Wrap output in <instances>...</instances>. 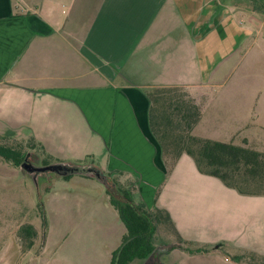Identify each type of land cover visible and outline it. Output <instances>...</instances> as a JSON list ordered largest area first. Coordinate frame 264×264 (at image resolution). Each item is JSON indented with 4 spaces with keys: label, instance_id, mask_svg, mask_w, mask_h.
<instances>
[{
    "label": "crops",
    "instance_id": "1",
    "mask_svg": "<svg viewBox=\"0 0 264 264\" xmlns=\"http://www.w3.org/2000/svg\"><path fill=\"white\" fill-rule=\"evenodd\" d=\"M155 87L190 93L202 110L195 135L264 152V0H0V136L134 180L176 238L209 249L191 253L176 240L154 264L170 252L176 264L264 257V195L182 165L184 154L170 170L150 126ZM65 179L91 192L63 190L71 212L54 261L110 264L127 228L107 187Z\"/></svg>",
    "mask_w": 264,
    "mask_h": 264
},
{
    "label": "trees",
    "instance_id": "2",
    "mask_svg": "<svg viewBox=\"0 0 264 264\" xmlns=\"http://www.w3.org/2000/svg\"><path fill=\"white\" fill-rule=\"evenodd\" d=\"M147 94L151 102L150 126L170 170L183 154H188L195 160L201 173L221 179L226 186L235 188L240 193L264 195L260 191L250 192L238 184L242 173H249L252 177L263 176L264 152L248 146L247 140L242 145L195 135L193 131L202 117V110L190 93L180 87H155L148 90ZM6 138L9 136H0V155L13 162L16 167H22L32 153L8 145L4 140ZM56 163L93 167L100 171L101 176L95 178L106 185L110 201L127 228L121 245L112 253L110 264H130L135 259H148L157 249L155 237L160 224L169 223L176 234L167 212L158 208L151 210L144 201L138 200L136 184L133 185L134 188L121 185L117 173L106 172L92 160L86 163ZM72 175L73 173H69L63 177L70 178ZM20 233L29 237V245L34 243L36 232L32 226L24 227ZM177 241L178 244L174 246L178 245L191 253L209 250L207 247L186 246L179 237ZM244 255L233 258L241 260Z\"/></svg>",
    "mask_w": 264,
    "mask_h": 264
},
{
    "label": "rangeland",
    "instance_id": "3",
    "mask_svg": "<svg viewBox=\"0 0 264 264\" xmlns=\"http://www.w3.org/2000/svg\"><path fill=\"white\" fill-rule=\"evenodd\" d=\"M218 91L222 92V89L216 88L215 94L218 95ZM262 139L264 140V137ZM4 140L8 145L20 148L23 152H28L30 148H33L32 139L9 137ZM239 144L244 145V142ZM248 146L251 145L248 143ZM36 152L31 154L35 166H51L58 161L56 155L49 152L44 153L40 151L39 147H36ZM89 160L91 159L89 158ZM182 165H195V160L190 155L184 154ZM87 177L99 180L92 176ZM117 179L121 185L134 188V180L124 178V176L120 178L119 175H117ZM65 182L66 179L57 170L23 172L13 162L0 155V264H70L69 262L54 261L56 252L54 253L52 247L54 241L58 240L62 234L63 214L71 212L70 207L66 208L64 205L66 200L68 202V197L64 198L63 190L71 189L72 193L69 194L71 196L91 192V190L86 186L77 187ZM238 184L250 192L264 193V174L252 177L249 173H242ZM56 193L58 194L54 196ZM78 213L76 218H78ZM26 226H32L36 232L34 243L31 245H29V237L20 233ZM53 231L56 239H54ZM155 238L157 244V252H155L158 253V257L164 251L160 248L161 246L170 245L177 240L169 223L158 225ZM20 241L26 246L23 252L17 247ZM244 257L251 264H264V257L248 254H245ZM162 260L165 264H176L177 256L170 252ZM147 263L151 264L149 260ZM131 264L141 263L139 259H135Z\"/></svg>",
    "mask_w": 264,
    "mask_h": 264
},
{
    "label": "water",
    "instance_id": "4",
    "mask_svg": "<svg viewBox=\"0 0 264 264\" xmlns=\"http://www.w3.org/2000/svg\"><path fill=\"white\" fill-rule=\"evenodd\" d=\"M22 168H26L28 172L33 173V172H39V171H47L50 169L57 170L62 173L63 176L73 173V174H86L92 177H100L101 173L99 170L93 167H82V166H75V165H70V164H62V163H55L51 166H35L34 168H29L25 165V163L22 164ZM172 246L166 245V246H161V249H165ZM157 252V251H156ZM154 252L148 260L150 261L151 264H154V259H158L157 255L158 253Z\"/></svg>",
    "mask_w": 264,
    "mask_h": 264
},
{
    "label": "flooded vegetation",
    "instance_id": "5",
    "mask_svg": "<svg viewBox=\"0 0 264 264\" xmlns=\"http://www.w3.org/2000/svg\"><path fill=\"white\" fill-rule=\"evenodd\" d=\"M32 156H28L27 159L24 161L25 165L29 168H34L35 164L33 163ZM21 171L28 172L26 168L20 167ZM30 173V172H29ZM34 173V172H33Z\"/></svg>",
    "mask_w": 264,
    "mask_h": 264
}]
</instances>
